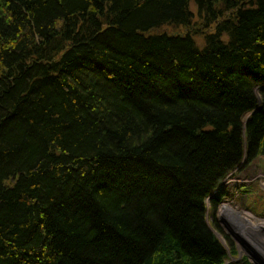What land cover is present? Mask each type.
I'll use <instances>...</instances> for the list:
<instances>
[{"label":"trees","instance_id":"obj_1","mask_svg":"<svg viewBox=\"0 0 264 264\" xmlns=\"http://www.w3.org/2000/svg\"><path fill=\"white\" fill-rule=\"evenodd\" d=\"M262 87L264 0H0V264H251L205 202Z\"/></svg>","mask_w":264,"mask_h":264},{"label":"rangeland","instance_id":"obj_2","mask_svg":"<svg viewBox=\"0 0 264 264\" xmlns=\"http://www.w3.org/2000/svg\"><path fill=\"white\" fill-rule=\"evenodd\" d=\"M195 40L203 45L200 36ZM214 195H218L214 203V197L205 202V220L225 247L227 260L264 264V157L249 161L243 156ZM230 247L235 254L230 253Z\"/></svg>","mask_w":264,"mask_h":264},{"label":"water","instance_id":"obj_3","mask_svg":"<svg viewBox=\"0 0 264 264\" xmlns=\"http://www.w3.org/2000/svg\"><path fill=\"white\" fill-rule=\"evenodd\" d=\"M263 88H264V87H262L261 89H263ZM214 196H215V195H214ZM214 196H213V194H212V195H210V198H213Z\"/></svg>","mask_w":264,"mask_h":264}]
</instances>
